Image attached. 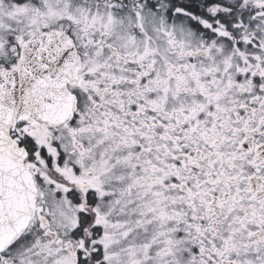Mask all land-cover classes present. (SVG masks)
<instances>
[{
    "label": "snow or ice",
    "instance_id": "1",
    "mask_svg": "<svg viewBox=\"0 0 264 264\" xmlns=\"http://www.w3.org/2000/svg\"><path fill=\"white\" fill-rule=\"evenodd\" d=\"M0 264H264V0H0Z\"/></svg>",
    "mask_w": 264,
    "mask_h": 264
}]
</instances>
